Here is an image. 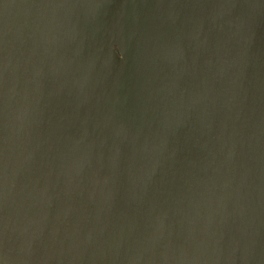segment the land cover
Returning <instances> with one entry per match:
<instances>
[{
	"label": "water",
	"instance_id": "1",
	"mask_svg": "<svg viewBox=\"0 0 264 264\" xmlns=\"http://www.w3.org/2000/svg\"><path fill=\"white\" fill-rule=\"evenodd\" d=\"M0 264H264V0H0Z\"/></svg>",
	"mask_w": 264,
	"mask_h": 264
}]
</instances>
